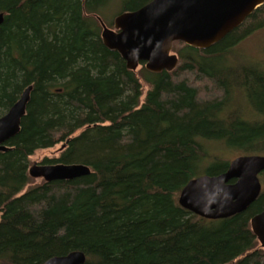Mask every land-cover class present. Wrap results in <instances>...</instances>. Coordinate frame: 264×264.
Segmentation results:
<instances>
[{"label":"trees","instance_id":"obj_1","mask_svg":"<svg viewBox=\"0 0 264 264\" xmlns=\"http://www.w3.org/2000/svg\"><path fill=\"white\" fill-rule=\"evenodd\" d=\"M151 1L0 0V117L33 86L0 152V264L77 251L85 264H264L250 224L264 211V172L258 199L230 218L178 202L191 180L228 170L224 151L264 156V63L235 50L264 29V5L207 50L175 43L173 71H131L99 19L115 2L119 15ZM57 145L41 164L91 174L28 188L30 157Z\"/></svg>","mask_w":264,"mask_h":264},{"label":"water","instance_id":"obj_2","mask_svg":"<svg viewBox=\"0 0 264 264\" xmlns=\"http://www.w3.org/2000/svg\"><path fill=\"white\" fill-rule=\"evenodd\" d=\"M264 5V0H152L140 9L119 14L108 28L99 19L106 48L116 51L127 68L137 72L144 63L152 73L173 71L179 58L172 53L175 43L207 50L241 27ZM0 14V24L3 22ZM33 86L27 87L19 100L0 117V152L21 130L31 100ZM64 146L62 147V150ZM264 156L245 155L231 161L218 176H200L181 191L178 202L189 212L207 219L220 220L245 212L260 196ZM34 179L45 182L70 181L91 174L82 164H37L28 170ZM251 229L264 249V211L251 219ZM82 252L54 257L44 264H85Z\"/></svg>","mask_w":264,"mask_h":264},{"label":"rangeland","instance_id":"obj_3","mask_svg":"<svg viewBox=\"0 0 264 264\" xmlns=\"http://www.w3.org/2000/svg\"><path fill=\"white\" fill-rule=\"evenodd\" d=\"M119 2H115L112 7L108 8V10L105 11V25L109 27L110 23H114L115 18L118 16V11L120 9ZM112 9V10H110ZM109 28H113V25ZM237 52H240L247 57L250 58L251 61H260L264 63V29L258 30L254 32L252 35L247 37L245 41L242 42L239 46L236 47L235 49ZM172 53L176 54L175 51H172ZM179 64V63H178ZM178 66V65H177ZM140 70V67L137 69V71ZM146 91L148 88L144 86L143 88ZM63 152L62 150V145H57L53 148L50 149H45V150H39L37 151L33 156L30 157V167L34 164H41L45 159H57L61 153ZM222 156L229 160L232 161L235 158H237V154L231 153V152H226L224 151L222 153ZM44 182L43 179H31V183L29 184L28 188L31 187H36L38 185H41Z\"/></svg>","mask_w":264,"mask_h":264}]
</instances>
